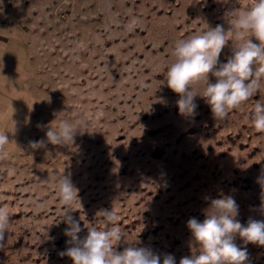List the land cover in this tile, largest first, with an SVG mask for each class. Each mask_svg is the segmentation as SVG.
I'll use <instances>...</instances> for the list:
<instances>
[{
	"label": "rangeland",
	"instance_id": "rangeland-1",
	"mask_svg": "<svg viewBox=\"0 0 264 264\" xmlns=\"http://www.w3.org/2000/svg\"><path fill=\"white\" fill-rule=\"evenodd\" d=\"M252 3L0 0V132L10 141L0 149V207L10 216L0 264H73L60 255L70 246L62 175L79 190L70 214L81 238L103 229L99 212L113 208L123 234L116 251L149 248L161 264L165 254L176 264L199 255L187 222H202L212 199L233 197L242 224L264 220V132L251 123L264 81L215 120L200 96L195 114L182 115L165 80L179 40L218 24L228 30L233 13ZM238 43L228 41L221 63ZM60 120L79 126L74 142L33 149ZM234 242L247 249L245 264H264V246Z\"/></svg>",
	"mask_w": 264,
	"mask_h": 264
},
{
	"label": "clouds",
	"instance_id": "clouds-1",
	"mask_svg": "<svg viewBox=\"0 0 264 264\" xmlns=\"http://www.w3.org/2000/svg\"><path fill=\"white\" fill-rule=\"evenodd\" d=\"M234 37L239 38V43L227 62L221 63L220 54ZM250 37L259 43H253ZM173 55L175 61L167 68L165 80L167 87L179 96L180 113L194 115L198 107L195 98L200 96L210 106L215 120L226 119L257 96L264 81V0H253L250 7L234 12L228 30L218 24L179 40ZM210 74L216 78L215 83L209 82ZM201 82H204L203 94L196 90ZM251 123L257 132H264V102L254 104ZM78 130L79 126L60 120L55 127L48 128L46 139L30 142L31 147L72 144ZM9 142L8 135L0 132V149ZM261 188L264 192V177ZM57 191L60 203L69 208L62 221L67 225L64 234L70 238L66 241L70 246L60 255L68 256L73 264H161V256L149 248L130 245L116 251L114 246L123 234L113 208L99 212L105 222L103 229L89 227L87 235L81 238L80 221L70 214L79 190L70 177L62 175L57 179ZM261 207L264 208V199ZM238 215L239 205L233 197L212 199L202 222L195 217L187 222L192 238L199 245V255L184 256L179 264H245L248 251L237 246L234 239L238 235L246 244L264 246V220L249 218L245 225L237 219ZM9 225V213L0 207V248L5 244ZM162 264H176L175 257L165 254Z\"/></svg>",
	"mask_w": 264,
	"mask_h": 264
},
{
	"label": "trees",
	"instance_id": "trees-1",
	"mask_svg": "<svg viewBox=\"0 0 264 264\" xmlns=\"http://www.w3.org/2000/svg\"><path fill=\"white\" fill-rule=\"evenodd\" d=\"M155 154H157V151H155Z\"/></svg>",
	"mask_w": 264,
	"mask_h": 264
}]
</instances>
